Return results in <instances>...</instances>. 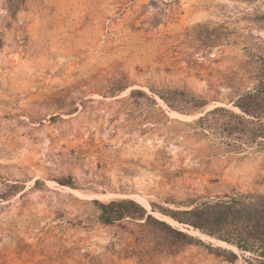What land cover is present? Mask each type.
Wrapping results in <instances>:
<instances>
[{"label":"rangeland","instance_id":"obj_1","mask_svg":"<svg viewBox=\"0 0 264 264\" xmlns=\"http://www.w3.org/2000/svg\"><path fill=\"white\" fill-rule=\"evenodd\" d=\"M262 130L264 0H0V264H247L152 205L264 195Z\"/></svg>","mask_w":264,"mask_h":264},{"label":"trees","instance_id":"obj_2","mask_svg":"<svg viewBox=\"0 0 264 264\" xmlns=\"http://www.w3.org/2000/svg\"><path fill=\"white\" fill-rule=\"evenodd\" d=\"M151 91L162 98L168 105V99L161 93ZM133 95H145L141 91H133ZM260 93H250L246 98L259 100ZM236 106L247 115L246 107L240 106V98ZM224 109L218 108L208 113L214 114ZM235 117L240 121V115ZM246 120V119H245ZM204 121V118L200 119ZM264 134V130L261 131ZM240 136V122L237 126H232L230 135ZM262 137V136H261ZM264 138V137H263ZM185 210L157 209L152 205L153 212L158 210L175 222L192 227L202 234L226 243L237 249L240 254L233 250L210 247L218 256L226 258L231 263L237 262L242 258L247 264H264V195L246 194L226 196L213 201L198 203L196 205H185ZM101 221L103 224L110 225L126 218L154 221L162 228L172 230L171 226L164 221L154 219L153 215L148 214L146 209L131 199L112 201L109 204L100 203ZM183 238H187L192 244L201 243L194 237L179 233Z\"/></svg>","mask_w":264,"mask_h":264},{"label":"bare ground","instance_id":"obj_3","mask_svg":"<svg viewBox=\"0 0 264 264\" xmlns=\"http://www.w3.org/2000/svg\"><path fill=\"white\" fill-rule=\"evenodd\" d=\"M166 218V217H165ZM166 219H168V218H166ZM168 221L170 222V223H172V224H174V225H180V224H178L177 222H175V221H173V220H169L168 219ZM220 244H223V245H227L226 243H222V242H220V241H218ZM227 246H229V245H227ZM231 247V246H230ZM233 248V247H232ZM233 249H235V248H233ZM236 250V249H235Z\"/></svg>","mask_w":264,"mask_h":264}]
</instances>
